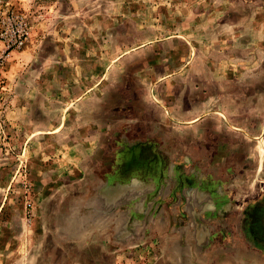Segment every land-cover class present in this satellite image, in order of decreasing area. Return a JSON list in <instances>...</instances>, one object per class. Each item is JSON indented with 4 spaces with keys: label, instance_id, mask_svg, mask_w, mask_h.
Returning a JSON list of instances; mask_svg holds the SVG:
<instances>
[{
    "label": "rangeland",
    "instance_id": "rangeland-1",
    "mask_svg": "<svg viewBox=\"0 0 264 264\" xmlns=\"http://www.w3.org/2000/svg\"><path fill=\"white\" fill-rule=\"evenodd\" d=\"M0 264H264V0H0Z\"/></svg>",
    "mask_w": 264,
    "mask_h": 264
}]
</instances>
